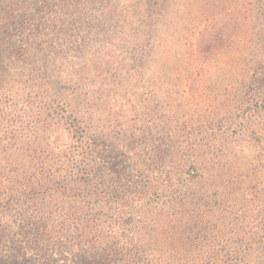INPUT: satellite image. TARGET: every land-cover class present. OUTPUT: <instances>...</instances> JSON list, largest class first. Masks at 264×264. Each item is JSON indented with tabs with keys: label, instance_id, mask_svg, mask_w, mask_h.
Masks as SVG:
<instances>
[{
	"label": "rangeland",
	"instance_id": "374dc122",
	"mask_svg": "<svg viewBox=\"0 0 264 264\" xmlns=\"http://www.w3.org/2000/svg\"><path fill=\"white\" fill-rule=\"evenodd\" d=\"M166 5L0 42V264H264V0Z\"/></svg>",
	"mask_w": 264,
	"mask_h": 264
},
{
	"label": "trees",
	"instance_id": "16d2710c",
	"mask_svg": "<svg viewBox=\"0 0 264 264\" xmlns=\"http://www.w3.org/2000/svg\"><path fill=\"white\" fill-rule=\"evenodd\" d=\"M166 3L167 0H0V42L13 38H20V44H30L34 39L36 43L41 42L46 36L45 29L51 26L53 37L47 40L50 43L78 39L79 31H86V36L98 33L105 36L119 31L125 35L118 38L129 44L133 26L144 23L141 19L145 17L151 25V15L156 22L158 16L164 14ZM235 23L232 13L219 22L221 29ZM208 25L203 30L206 31ZM72 32L74 34L67 38ZM19 52L21 56L31 53L26 47H19Z\"/></svg>",
	"mask_w": 264,
	"mask_h": 264
}]
</instances>
